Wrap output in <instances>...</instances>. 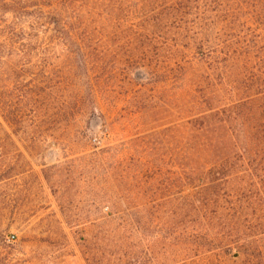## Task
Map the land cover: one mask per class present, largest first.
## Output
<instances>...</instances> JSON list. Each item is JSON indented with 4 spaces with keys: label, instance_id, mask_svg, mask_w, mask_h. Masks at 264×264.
Listing matches in <instances>:
<instances>
[{
    "label": "trees",
    "instance_id": "trees-1",
    "mask_svg": "<svg viewBox=\"0 0 264 264\" xmlns=\"http://www.w3.org/2000/svg\"><path fill=\"white\" fill-rule=\"evenodd\" d=\"M226 3L228 0H40L37 13L20 20L16 17L0 40V85H5V77L22 85V62L33 66L34 60L38 65L32 54L43 38L55 33L74 45L81 62L97 66L104 63L100 49L107 50L105 45L114 42L117 30L127 34L133 45L166 53L169 59L172 53L201 51L205 43L212 42L200 38L197 27L221 19L227 13ZM246 3L264 13V1ZM19 4L11 0V13H16ZM219 47L222 58L214 63L229 78L226 95L223 100L206 98L198 86L193 89L194 109L199 112L184 121L181 136L170 134V140L182 148L177 155L169 154L166 178L156 171L144 181L140 175L145 164L126 165L114 150L107 153V176L114 184L106 196L107 209L113 216L123 205L133 210L122 213L126 224L104 231L106 237L99 249L90 252L89 264H114L110 257L116 251L122 257L120 264H264V34L226 40ZM83 50L91 56L85 57ZM160 55L155 54L154 62L176 77L168 63L161 65ZM41 93L45 89L35 87L12 100L6 91L1 93L0 135L4 137L0 148H15V138L22 139L19 132L30 140L27 130H36L47 108ZM22 158V154L0 152V183L22 174L18 166ZM161 196L169 205L165 217L158 209ZM138 202L145 206H135ZM155 216L167 224L161 227L162 223L153 222ZM162 233L168 237L164 244ZM139 236L154 254L152 258H136L132 252ZM97 237L91 233V242L98 241Z\"/></svg>",
    "mask_w": 264,
    "mask_h": 264
},
{
    "label": "rangeland",
    "instance_id": "rangeland-1",
    "mask_svg": "<svg viewBox=\"0 0 264 264\" xmlns=\"http://www.w3.org/2000/svg\"><path fill=\"white\" fill-rule=\"evenodd\" d=\"M16 1L20 4L13 14L11 0H0V40L16 17L36 14L40 7V0ZM246 1L228 0L221 19L197 27L200 38L212 42L201 51L172 53L169 59L166 53L133 45L127 34L117 30L114 42L105 45L107 50L100 49L104 63L97 66L81 62L74 45L55 33L43 38L32 54L38 65L34 60L35 67L22 62V85L5 77L0 95L6 91L12 100L24 90L43 88L41 100L47 108L36 130H27L30 140L19 132L22 139L15 138V148H0L23 155L18 165L22 174L0 183V264H89L90 252L99 249L106 237L104 231L126 224L122 213L133 210L123 205L113 216L107 209L106 196L114 185L107 176V153L117 152L126 165L145 164L140 175L144 181L156 171L166 178L169 154L177 155L182 148L170 140V134L181 136L184 121L199 112L194 109L193 89L198 86L206 98L223 100L226 95L229 78L214 63L222 58L219 45L264 34L263 11L255 10L252 3L249 8ZM82 54L91 56L88 50ZM155 54H161L162 66L168 63L175 69L176 77L158 67ZM162 198L158 209L165 217L169 205ZM152 220L161 227L167 224L159 216ZM91 233L98 241L91 242ZM161 238L166 243L165 233ZM135 242L136 258L154 256L140 236ZM112 255L114 264L122 262L118 251Z\"/></svg>",
    "mask_w": 264,
    "mask_h": 264
}]
</instances>
